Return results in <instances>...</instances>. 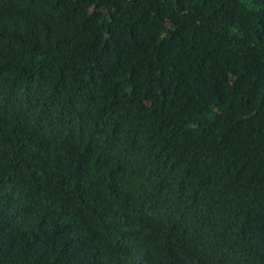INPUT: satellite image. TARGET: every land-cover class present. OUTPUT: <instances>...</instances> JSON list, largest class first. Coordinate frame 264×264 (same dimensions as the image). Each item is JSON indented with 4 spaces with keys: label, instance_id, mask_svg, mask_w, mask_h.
<instances>
[{
    "label": "trees",
    "instance_id": "trees-1",
    "mask_svg": "<svg viewBox=\"0 0 264 264\" xmlns=\"http://www.w3.org/2000/svg\"><path fill=\"white\" fill-rule=\"evenodd\" d=\"M0 264H264V0H0Z\"/></svg>",
    "mask_w": 264,
    "mask_h": 264
}]
</instances>
